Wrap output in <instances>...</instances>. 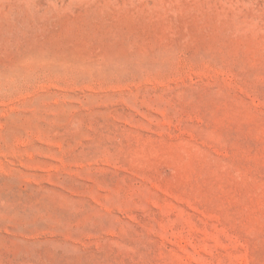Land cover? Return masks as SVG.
<instances>
[{"label":"rangeland","instance_id":"374dc122","mask_svg":"<svg viewBox=\"0 0 264 264\" xmlns=\"http://www.w3.org/2000/svg\"><path fill=\"white\" fill-rule=\"evenodd\" d=\"M0 264H264V0H0Z\"/></svg>","mask_w":264,"mask_h":264}]
</instances>
